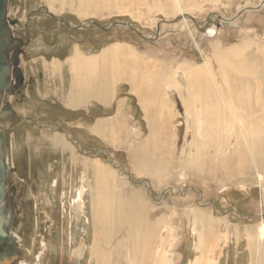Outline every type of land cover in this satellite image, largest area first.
I'll return each mask as SVG.
<instances>
[{
    "label": "rangeland",
    "instance_id": "374dc122",
    "mask_svg": "<svg viewBox=\"0 0 264 264\" xmlns=\"http://www.w3.org/2000/svg\"><path fill=\"white\" fill-rule=\"evenodd\" d=\"M66 1L68 3L62 8L61 2ZM96 1L91 0L90 4ZM150 1L153 3L154 0ZM71 2L8 0L7 23L12 37L19 38L23 44L9 54L12 75L10 83L2 90L0 102L4 183L5 189L17 186L16 197L22 194L26 201L22 206L20 198L12 197L15 194L12 195L9 189L12 201L6 206L3 196L2 228L6 233L9 229L16 243L5 264H95L91 253L95 240L91 190L93 192L95 182L87 175L90 169L95 176L94 160H100L112 172V178H105L104 193L107 195H102L104 199L109 196L106 187L113 184L122 200L130 202L134 197L141 198L145 208L148 207L144 214H149L153 222L161 217L171 220V228L163 229L168 239L165 249L168 248L171 264H192L201 255L196 249L198 233L201 232L199 224H195L196 213L205 216L206 227H215L219 238H225L217 243L210 255L212 264H251L248 240L260 235L253 229L261 231L264 222V154L255 152L258 170L251 168L246 161L240 174L236 173L237 165H230L228 161L215 169L204 153L214 155L217 152L220 156L223 151L227 156H238V148L234 146L236 133L225 128L218 129L216 135L230 139L226 148L210 147L201 152L203 155L194 157L195 145L205 138L202 137L204 134L195 137L198 134L186 113L188 94L185 82L189 69L210 60L224 100L230 105L229 87L218 71L214 46L220 43L226 51L232 50L239 55L257 51L264 54V0H185V10L175 14L163 10V7L158 8V3H153L151 10L145 4L138 5L143 3L142 0H118L112 12L88 10L86 13L79 11V0L72 6ZM46 9L57 18L43 15ZM92 22L110 28L82 26ZM120 22L131 26L116 24L111 27ZM210 24L215 25L212 35L204 31ZM113 45L131 49L142 62L136 69L154 71L151 80L156 82L159 79L156 75L159 70L168 79L161 85L159 79V83L153 85L161 90L158 99L164 100L162 107L168 119V124L163 123L160 135L151 131L145 116L149 105L156 103L140 99L139 96H143L137 90V94L131 92L127 80H120L113 86L121 104L125 101L122 97H128L125 109L120 104L119 112L123 114L120 122L104 124L100 117L103 112L98 107L91 109L88 118L80 108L67 111L62 106H49L53 103L48 98L61 101L60 96L54 95V89L60 87V83L50 79V72L56 73L62 65L56 57H70L76 50L84 55H100ZM227 56V63L231 66L235 63L234 68H238L236 59L229 58L232 54ZM122 61L125 66L120 69V74L123 75L131 68L127 59L121 58ZM254 63L248 61L247 64L256 65ZM166 74L175 77L168 78ZM141 86L144 95L149 97L146 88L143 89L147 85L142 82ZM173 86L175 96L168 94V89ZM81 120L88 122L82 125ZM234 123L238 125V122ZM62 124L74 134L73 143L70 141L72 135L68 133L67 140L60 129ZM99 124L100 130L94 131ZM251 129L255 140L256 127L251 126ZM87 130L94 131V135ZM110 131L117 138L110 139ZM145 147L159 161L151 173L141 164L146 158ZM255 149L258 151L257 147ZM75 151L80 152L79 158L83 160L80 163H75ZM239 161L238 157L237 163ZM196 163L201 164L197 169L189 166ZM25 165L28 168L25 169ZM227 169L230 173L224 174ZM207 170L212 171V176H207ZM34 183L37 193L31 190ZM39 212L45 220L54 221L48 229V237L38 234ZM51 213L55 215L54 219ZM63 217L68 221L64 229ZM21 228L28 231L24 230L21 235ZM122 229L124 231L99 243L101 248L108 250L107 254L129 241L127 225ZM64 230L67 241L62 239ZM35 249L41 253L38 259ZM109 256L111 263L113 258ZM138 258H143L142 252Z\"/></svg>",
    "mask_w": 264,
    "mask_h": 264
},
{
    "label": "bare ground",
    "instance_id": "6f19581e",
    "mask_svg": "<svg viewBox=\"0 0 264 264\" xmlns=\"http://www.w3.org/2000/svg\"><path fill=\"white\" fill-rule=\"evenodd\" d=\"M71 1L72 6L73 2H75L76 0ZM90 1L91 0H79V11L86 13L88 10H99L102 12L108 10L112 12L113 9H115V5L118 4V0H97L96 2H93V4H90ZM142 1L143 3L139 2L138 5L145 4L150 10L152 7H154L153 3H158V8L163 7V10L167 9L168 12L172 14L185 10L183 6L185 0H154L153 3L150 0ZM129 2L131 3V1ZM64 3H68V1L61 2L62 8L64 6ZM52 14L55 15L54 13ZM184 15L185 14H183L182 16ZM204 31H206V33H208L209 35H212L213 33H215V25L210 24L206 30L204 29ZM228 54H232V56H230L229 58L236 59L235 61L237 65H239L238 68H234V66H236L235 63L233 64V66H231L230 63H227L225 57ZM238 55V52L234 53L232 50L226 51L223 47L220 46V43H217L214 46V56L218 65V71L225 78L229 87V99H231L230 105L226 104V99V101L224 100L222 90L220 88L221 84L219 85L216 80L217 78L215 76V68L211 64L210 60H207L203 65H199L195 68L189 69V72L186 73L185 84L187 85L186 91L188 94V98L185 103L188 107L186 113L190 117L191 123L194 127V132L198 134L195 137L204 134L202 135V137L205 138L203 141H200L199 145H195L196 151H192V155L194 157L198 155L201 156L203 155L201 152L210 147H219L221 149L223 147L226 148V146L229 145L228 140L230 139H227V136L219 138L216 133L218 129L228 128L229 130H233L236 133V143L234 146L238 148V156H227L226 154H223V151H221L220 156L217 155L219 154L217 152L214 155H210L209 153L204 154L207 159L215 165V169L220 166L219 164H224L226 161H228L230 165H237L238 170H236V173L240 174L245 169L243 166L245 161L251 164V168L258 170L259 162L255 154L258 152L264 154V54L257 51V53L252 52L245 55ZM98 56V59L94 60L96 61V65L90 64L91 61L82 58L83 55H80L79 53H76V55L71 59L73 71L77 72L79 67L84 68L83 72L86 80L84 82V84L86 83V86H83L84 90L88 85L93 83L92 78L97 75L100 76V79L98 81L101 84L100 87L102 86L103 82L105 84L104 86H108L111 82L112 75L115 76L116 79H121L122 72L120 74V69H124L125 64L123 63L124 61L120 62V60L121 58L123 60H126V57L127 60L130 59L131 62L130 71H132V67H134L135 71L133 72L136 73H134L136 75V78L132 80V83H134L132 89L135 93H137L138 91L139 94H141L143 97H146L142 92L143 90L141 83L143 82L145 85L154 83L155 79L151 80L152 78H154V71L149 69L142 72V68L136 69V67L142 65V62H140V60L136 58L135 53L133 54V51L131 49L124 48L120 45H113L104 49ZM248 61L249 63L250 61H254L256 65H249L247 64ZM94 68L95 70L93 71ZM133 72L131 73L133 74ZM141 72L142 79L140 78ZM156 75L161 81L160 85L162 84V82H165L164 80H168L167 78H164L163 72L161 70L157 71ZM166 77L174 78L175 75L168 74ZM100 87L98 88L99 91H96L98 97L101 96ZM179 87L180 86L177 85V88ZM3 88L4 86L2 87V90ZM144 88H146V86H144L143 89ZM174 89L175 88H170L168 90V94L171 96L177 95ZM81 90L82 89H80V91ZM102 92V95L105 99L110 96V91L107 90V88ZM72 97L74 98V101L77 100V96L74 95L73 92L70 98ZM152 116H154L153 113ZM155 118H157V115L155 116ZM234 122H238V125ZM251 126L256 127V135L254 136L255 140H253L252 137L254 131L251 129ZM100 128L101 124H99L94 131L98 132ZM147 147H149V145ZM147 147H145L143 152L148 151L146 150L148 149ZM256 147L258 148V151H256ZM147 154L148 155H145L146 158L141 161V164L148 172L151 173L152 170L154 171V168L159 161L158 157L155 154ZM238 157L240 159L239 163H237ZM92 165V169L95 173L96 183L93 187L92 192V206L95 222V240L94 245L91 247V253L95 264H171V259L168 258V248L165 249V246L168 245V239L166 236H164L163 231L164 228H171V220H168L165 217H161L153 222L148 216L149 214H144V210L148 209V207L145 208L146 204L141 201V198V200L136 198L134 200H131V202H126L124 199L122 200V197L119 195L120 193L117 190L115 191L114 188H112V191H114L115 193L113 198H111L110 200L108 196L109 200L104 199L98 194L99 186L101 184H105V178H112V172L106 167L107 165L102 163L100 160H94ZM137 165L139 166L138 163ZM200 165L199 163H196L189 166L192 168L195 167L197 169L198 167H200ZM230 165L228 167H230ZM247 168L248 167H246V169ZM205 172L207 173V176H210V173H212V171L210 170H207ZM226 173H230L228 169L224 172V174ZM95 196L96 198H94ZM198 214L199 213L195 214V224H199L201 232L198 233V245L196 246V249L201 252V255L198 256L195 259V262H193L192 264H212V262L210 261V255L213 254L217 243L224 241L225 238H219L220 235L217 234L215 227H206L205 216L200 217V215ZM125 225H127L128 227L127 234L129 235V241L126 240L123 243L121 242L122 244H120L118 247L110 250L112 251L111 254H107L108 250L106 251L104 248H101V245L99 243L103 240H108V237L115 235L116 233L122 232V228ZM261 227V231L260 229H253L254 231H256L255 234L258 233L260 235H257L255 238H250V241L248 240V243H250L249 253L251 264H264V222H262ZM167 234L166 235L169 236V232ZM9 246L11 245L9 244ZM140 252H142L143 255L142 259L138 258ZM75 255H77V253ZM108 255H111V259L113 258L111 263L109 262L110 256L108 257Z\"/></svg>",
    "mask_w": 264,
    "mask_h": 264
},
{
    "label": "crops",
    "instance_id": "0c3cea01",
    "mask_svg": "<svg viewBox=\"0 0 264 264\" xmlns=\"http://www.w3.org/2000/svg\"><path fill=\"white\" fill-rule=\"evenodd\" d=\"M77 51V50H76ZM76 51H75V53L72 55V56H70V57H68V56H65L64 58H62V57H60V56H58V57H56L57 59H58V61H60V62H62V65H61V67H59V69H57V71H56V73H54V72H50V79L51 80H54L55 81V83H60V87H59V85H58V88L56 87L55 89H54V95L55 96H60V100L61 101H59V100H57V99H53V98H48V99H51L50 101L53 103V104H50L49 106H54V107H59V106H62L65 110H71V111H73V110H76V109H81V110H84V112L86 113V114H88V118L90 117L89 116V114H90V112H91V109H93V108H95V107H98V108H100L101 110H102V112H103V115L102 116H100L101 118H103L104 119V124H109V123H111V122H115V123H117V122H120L119 120H120V118H122L123 117V114L121 113V112H119V108L121 107L120 106V102H119V100L121 99V98H118V97H116V92L114 91V87H113V85L114 84H116L117 82H118V80L120 81V80H127L128 82H129V90L131 91V90H133L132 88H133V86H134V83H132L133 81V79H135L136 77V73L135 72H133V71H135V69H133L134 67H132V71H127V72H125L122 76V79H116L115 78V76H111V82L109 83V85L108 86H104L105 84H104V82L102 83V86L100 87V83L98 82L99 81V79H100V76L99 75H97V76H95L94 78H92V81H93V83H91L90 85H88L86 88H85V90H84V87L83 86H86V83L84 84V82L86 81L85 80V76H84V68H82V67H79V69H78V73L77 72H75V71H73L72 70V61H71V59L76 55ZM78 53V52H77ZM101 53V52H100ZM80 54V53H79ZM82 55H83V57L82 58H84V59H88V60H90L91 61V63L90 64H95L96 65V61H94L95 59H98V55L99 54H90V55H84L83 53H81ZM80 54V55H81ZM97 55V56H96ZM92 56V57H91ZM68 58H69V62H68ZM125 59H127L126 57H125ZM94 61V62H93ZM128 64L129 65H131V62H130V59H128ZM71 64V65H70ZM68 65H69V67H68ZM77 67V66H76ZM63 70H66V72L64 71V72H62ZM95 70V68L93 69V71ZM131 72H133V74L131 73ZM68 73H69V77H70V88L68 89ZM135 73V74H134ZM148 75V74H147ZM129 76V77H128ZM132 77V78H131ZM140 78H142V77H140ZM140 78H137V79H140ZM130 79H131V82H130ZM136 79V80H137ZM115 80H117V81H115ZM155 83H159V79H157L156 80V82ZM82 85V86H81ZM150 85V86H149ZM149 85H147L146 86V90L148 91V93L150 94L149 95V97L147 96V97H141V96H139L140 97V99H142V100H151V101H153V102H155L156 104H153V105H149V107L147 108V110H146V114H145V116H146V118L148 119V121H149V125H150V129H151V131H157L158 132V134L160 135L161 133H162V125H163V123H167L168 124V119H167V117H166V112L164 111V109H163V101L164 100H160V99H158V97H159V95H160V88H159V90H157L156 88H154L153 87V85H154V83H149ZM101 88V96L100 97H98V95H97V92L99 91V89L98 88ZM107 88V90H109L110 91V96H108V98L107 99H105L104 97H103V95H102V91L104 90V89H106ZM171 88H174V86L173 87H171ZM80 89H82L81 91H80ZM98 89V90H97ZM103 89V90H102ZM91 90V91H90ZM169 90V89H168ZM80 91V92H79ZM97 91V92H96ZM72 92H73V94L74 95H76L77 96V100L76 101H74V98L72 97V98H70V96H71V94H72ZM86 92H89V93H86ZM131 92H134V91H131ZM130 92V93H131ZM169 92V91H168ZM135 93V92H134ZM137 94V93H136ZM157 96V98H156V96ZM84 96H86V97H84ZM83 97H84V99H83ZM123 98L125 99V101L121 104V105H123L122 106V108H124V105L126 104V102H127V99H128V97H122V100H123ZM58 99H59V97H58ZM82 99V100H81ZM119 99V100H118ZM102 100V101H101ZM108 100V101H107ZM114 105H115V107H114ZM125 109V108H124ZM155 112H156V114H155ZM152 113H153V115L154 116H152ZM157 115V118H155V116ZM150 116V117H149ZM162 116H164V117H162ZM153 120V121H152ZM157 120H158V122H157ZM165 120V121H164ZM82 121V125L84 124V123H87L88 121H86V120H81ZM155 123H156V125H155ZM67 124V123H66ZM66 124H64L65 125V127L67 128V126H66ZM158 124V125H157ZM153 127H152V126ZM55 126V125H54ZM155 126H156V128H155ZM160 126V127H159ZM100 130V129H99ZM67 131H68V128H67ZM67 131H66V134H67ZM87 132L88 133H91L92 135H94L93 133H95L94 131H92V132H90L89 130H87ZM113 133V131H110V132H108V134L109 135H111ZM106 136V135H105ZM113 138H117L116 136H114L113 134L110 136V139H113ZM166 149V148H165ZM145 155H148L147 153L148 152H143ZM74 155H75V157H76V161H75V163H80V161H83V160H80V152L78 153H76V151H75V153H73ZM72 154V155H73ZM82 154H84L83 152H82ZM82 157V156H81ZM84 163H85V160H84ZM83 165V164H82ZM161 166V164L159 165V167ZM87 175L88 176H90L92 179H93V182H95L96 183V180H95V176L93 177V175H92V172H91V170L89 169L88 170V172H87ZM95 180V181H94ZM95 183H94V186H95ZM105 183V182H104ZM110 184H112V182L110 183ZM104 185V184H103ZM102 184L99 186V195L100 196H105V194H104V186H103ZM103 186V187H102ZM112 186V187H111ZM111 186H108L107 188L109 189V193H108V195H109V198H110V200H111V198H113V196H114V191H112L113 189V184L111 185ZM109 187H111V188H109ZM102 189V190H101ZM103 191V192H102ZM91 194H92V190H91ZM119 194V193H118ZM107 195V194H106ZM110 195H112V196H110ZM121 196V195H120ZM109 198H107L108 200H109ZM134 199H136V197H134L133 199H131V200H134ZM141 200V199H140ZM92 201H93V194H92ZM130 201V200H129ZM142 201V200H141ZM131 202V201H130ZM92 203V202H91ZM91 212H92V219H93V217H94V213H93V211L91 210ZM126 233V232H125Z\"/></svg>",
    "mask_w": 264,
    "mask_h": 264
},
{
    "label": "water",
    "instance_id": "95a60500",
    "mask_svg": "<svg viewBox=\"0 0 264 264\" xmlns=\"http://www.w3.org/2000/svg\"><path fill=\"white\" fill-rule=\"evenodd\" d=\"M7 5H8V0H0V102L3 97L2 87L3 86L6 87V84L8 85L10 83V75H12L11 74L12 67L9 61V54L16 46H20L23 44L22 42H20L19 38L16 39V37H12V30L10 29L7 23V16H6ZM45 13L49 16L57 18L48 10H45ZM116 24H126L128 26H131V24L120 22V23L112 24L111 27L115 26ZM93 25L99 26L100 28L103 29L110 28V27L106 28L105 26H102L97 22H92L91 24L82 25V26L89 27ZM2 141H3V136L0 134V251L3 249V244L8 242V240L10 239V234L6 233L2 228L3 215H4L2 210V202L4 196L3 192H4V180H5V175H4L5 153L3 152L2 149ZM15 245L16 243L13 242L11 246L7 245L5 247L6 249L4 248V250L0 252V263L5 264V262L9 259V257L7 258L8 254L12 255L11 249H13Z\"/></svg>",
    "mask_w": 264,
    "mask_h": 264
},
{
    "label": "flooded vegetation",
    "instance_id": "af4514ba",
    "mask_svg": "<svg viewBox=\"0 0 264 264\" xmlns=\"http://www.w3.org/2000/svg\"><path fill=\"white\" fill-rule=\"evenodd\" d=\"M43 15H46V14H43ZM65 122H67V121H65ZM50 123V122H49ZM2 129V128H1ZM60 129L62 130V131H64V134H65V136H67V140H68V133H69V135L71 134L72 136L70 137V141L73 143V141L72 140H74V134L72 133V132H69V131H67V128L65 127V125L64 124H62V126H60ZM60 129H59V131H60ZM66 131H67V134H66ZM0 134H1V132H0ZM77 142V141H76ZM81 150V149H80ZM25 169L26 168H28V166L27 165H25V167H24ZM37 175V173L35 174V176ZM24 179H25V176H24ZM2 180H3V178H2ZM1 180V181H2ZM8 186V185H7ZM6 187H5V183H4V202H5V205L6 206H9L10 205V202L12 201L11 199H12V197H16V194H15V192H16V190H17V186H15V185H12L11 187H7V189H5ZM9 189H11V191H12V195H14L15 194V196H10L11 195V191H9ZM31 190H32V192H38V190H37V185H35V183L34 184H31ZM14 193V194H13ZM23 196L24 195H22L21 194V196L19 195L18 197H16V199L17 198H20V202H21V204H22V206H24L25 204V197H24V199H23ZM30 203V202H29ZM52 214V213H51ZM52 218L54 219L55 218V215H53L52 214ZM67 224H68V221H67V218H65V217H63V219H62V228L64 229V227H66L67 226ZM51 225H54V221H53V223H52V221L50 220V219H47V220H45L44 219V215L42 214V212H39V214H38V228H37V230H38V234L39 235H41V237H48V229L50 228V226ZM28 231V229H26V228H21V232H20V234L21 235H23L24 234V232L23 231ZM7 232H8V234H10L9 233V229L7 228ZM29 235H27L26 237H28ZM62 239L64 240V241H67L68 240V236H67V234H66V232H65V230H64V232H63V234H62ZM14 241L12 240V237L10 236V239L8 240V242H6V243H4L3 244V249L1 250V251H3L4 250V248L7 246V245H12V243H13ZM16 246H14L13 247V249L15 248ZM0 251V252H1ZM34 254L35 255H38L37 256V259L40 257V251H38V250H34Z\"/></svg>",
    "mask_w": 264,
    "mask_h": 264
}]
</instances>
